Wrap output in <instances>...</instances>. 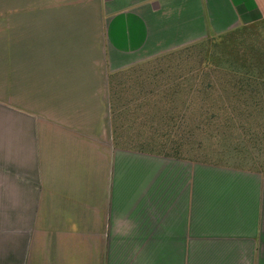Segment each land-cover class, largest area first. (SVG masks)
Wrapping results in <instances>:
<instances>
[{
  "label": "crops",
  "instance_id": "obj_1",
  "mask_svg": "<svg viewBox=\"0 0 264 264\" xmlns=\"http://www.w3.org/2000/svg\"><path fill=\"white\" fill-rule=\"evenodd\" d=\"M264 21V0H0V264H264V174L115 145L111 78Z\"/></svg>",
  "mask_w": 264,
  "mask_h": 264
},
{
  "label": "rangeland",
  "instance_id": "obj_2",
  "mask_svg": "<svg viewBox=\"0 0 264 264\" xmlns=\"http://www.w3.org/2000/svg\"><path fill=\"white\" fill-rule=\"evenodd\" d=\"M115 145L264 174V21L111 78Z\"/></svg>",
  "mask_w": 264,
  "mask_h": 264
},
{
  "label": "trees",
  "instance_id": "obj_3",
  "mask_svg": "<svg viewBox=\"0 0 264 264\" xmlns=\"http://www.w3.org/2000/svg\"><path fill=\"white\" fill-rule=\"evenodd\" d=\"M220 39H223V38H220ZM214 40H216V39H214ZM214 40H210V41H214ZM210 41H208V42H210Z\"/></svg>",
  "mask_w": 264,
  "mask_h": 264
}]
</instances>
